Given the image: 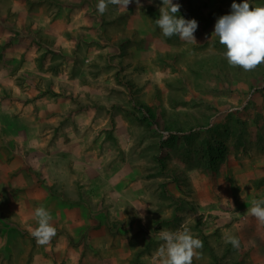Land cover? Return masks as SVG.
Listing matches in <instances>:
<instances>
[{
    "label": "rangeland",
    "instance_id": "1",
    "mask_svg": "<svg viewBox=\"0 0 264 264\" xmlns=\"http://www.w3.org/2000/svg\"><path fill=\"white\" fill-rule=\"evenodd\" d=\"M173 2L196 43L162 35V0L103 15L0 0V264H159V231L181 226L203 242L193 264H264L247 213L264 199V63L229 65L217 19L198 20L233 0ZM41 205L47 245L31 235Z\"/></svg>",
    "mask_w": 264,
    "mask_h": 264
},
{
    "label": "clouds",
    "instance_id": "2",
    "mask_svg": "<svg viewBox=\"0 0 264 264\" xmlns=\"http://www.w3.org/2000/svg\"><path fill=\"white\" fill-rule=\"evenodd\" d=\"M133 0H97L96 9L103 15L110 4L127 9ZM140 5V0H135ZM151 2V0H150ZM250 4L253 7L250 8ZM181 5L173 0H162L160 15L155 20L156 26L164 37L178 36L182 41L195 42L194 33L198 28L196 19H186L179 15ZM219 42L225 46L224 57L231 66H239L249 71L264 63V4L254 5L251 0L237 3L233 0L228 14L220 16L215 23L214 33ZM247 213L264 224V199H256ZM36 227L31 232L37 244L47 245L57 234L51 212L43 205L35 208L33 213ZM226 243L240 249L241 241L235 235H226ZM159 240L162 243L154 256L159 264H193V258H199L198 251L203 242L191 233L187 227L176 230H160Z\"/></svg>",
    "mask_w": 264,
    "mask_h": 264
},
{
    "label": "trees",
    "instance_id": "3",
    "mask_svg": "<svg viewBox=\"0 0 264 264\" xmlns=\"http://www.w3.org/2000/svg\"><path fill=\"white\" fill-rule=\"evenodd\" d=\"M223 14H213V13H210V14H208L207 16H205L204 15V13H200L199 12V18H198V20H200V21H204V22H206V23H212V22H214L215 21V19H218L220 16H222ZM262 64V63H261Z\"/></svg>",
    "mask_w": 264,
    "mask_h": 264
},
{
    "label": "crops",
    "instance_id": "4",
    "mask_svg": "<svg viewBox=\"0 0 264 264\" xmlns=\"http://www.w3.org/2000/svg\"><path fill=\"white\" fill-rule=\"evenodd\" d=\"M32 107H33V106H32ZM26 109H27V110H26V113H25V114H27V112L29 111L30 108L27 107ZM22 117H23V116H22Z\"/></svg>",
    "mask_w": 264,
    "mask_h": 264
}]
</instances>
